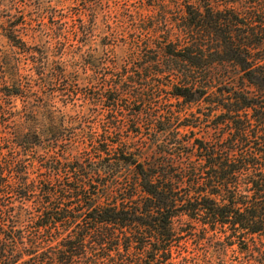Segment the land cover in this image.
<instances>
[{"label": "trees", "instance_id": "1", "mask_svg": "<svg viewBox=\"0 0 264 264\" xmlns=\"http://www.w3.org/2000/svg\"><path fill=\"white\" fill-rule=\"evenodd\" d=\"M180 5L170 96L207 104L208 138L173 124L180 111L155 112L149 81L81 92L59 63L25 79L0 48V264H264V0ZM57 96L89 100L105 124L77 137L85 113ZM124 126L129 138L113 141Z\"/></svg>", "mask_w": 264, "mask_h": 264}, {"label": "rangeland", "instance_id": "2", "mask_svg": "<svg viewBox=\"0 0 264 264\" xmlns=\"http://www.w3.org/2000/svg\"><path fill=\"white\" fill-rule=\"evenodd\" d=\"M181 10L180 0H0V48L20 62L25 79L49 77L51 66L59 63L66 75L78 79L81 92H92L108 79L149 81L143 84L153 85L156 106L160 105L154 107L155 112L163 108L175 114L180 111L173 124H195L199 126L195 136L208 138L213 130L212 122L204 119L207 104L185 103L170 96L167 70L173 59L167 50L169 42L177 41ZM246 90L259 95L252 85ZM41 91L39 99L44 101L50 88ZM52 101L66 112L85 113L74 125L79 138V128L87 130L90 122L96 121L101 128L105 124L89 100L83 104L78 99L75 106L66 107L58 96ZM122 106L123 116L142 122V116L134 114L138 103L124 101ZM129 134L124 126L112 130L111 139L124 143ZM120 170L128 174L131 169L121 165ZM105 180L109 182V177Z\"/></svg>", "mask_w": 264, "mask_h": 264}]
</instances>
